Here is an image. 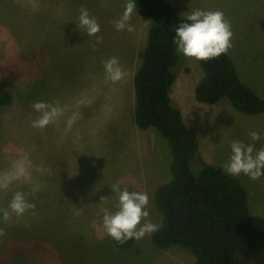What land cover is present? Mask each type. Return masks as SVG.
<instances>
[{
    "label": "rangeland",
    "instance_id": "374dc122",
    "mask_svg": "<svg viewBox=\"0 0 264 264\" xmlns=\"http://www.w3.org/2000/svg\"><path fill=\"white\" fill-rule=\"evenodd\" d=\"M182 15L196 9L219 10L231 25L234 57L243 80L264 96V0H167ZM128 0H0V209L20 191L35 204V215L5 222L0 214V264H194L179 246L160 249L156 232L118 248L102 227V208L118 210L117 184L147 193L149 216L141 225H162L156 189L167 181L172 151L167 140L136 122L134 77L142 64L149 22L135 5L133 30L117 31ZM87 8L100 31L79 29L80 9ZM97 37L100 42L97 43ZM180 54L173 99L196 134L205 161L220 167L231 144L264 147V112L247 114L227 98L199 102L195 88L204 76L199 61ZM116 57L125 71L106 81L103 61ZM238 59L240 62H236ZM64 109L55 123L32 127L40 115L34 102ZM261 139L252 141L250 132ZM26 161L30 179H16L14 164ZM224 170V169H223ZM248 190L255 223L264 229V176H236ZM101 198H104L101 201ZM234 255V254H233ZM232 264H255L235 253Z\"/></svg>",
    "mask_w": 264,
    "mask_h": 264
},
{
    "label": "trees",
    "instance_id": "16d2710c",
    "mask_svg": "<svg viewBox=\"0 0 264 264\" xmlns=\"http://www.w3.org/2000/svg\"><path fill=\"white\" fill-rule=\"evenodd\" d=\"M135 5L149 22L143 61L134 77L136 122L167 140L173 156L167 181L155 191L163 218L152 242L160 249L187 250L194 264H232L234 253L264 264V229L253 219L246 186L203 159L199 140L172 96L180 63L174 39L187 16L166 0H135ZM199 63L204 71L195 88L199 102L227 98L240 112H264V96L243 80L229 51ZM8 98L0 95L2 102ZM135 241L113 243L129 249Z\"/></svg>",
    "mask_w": 264,
    "mask_h": 264
},
{
    "label": "clouds",
    "instance_id": "9594fccd",
    "mask_svg": "<svg viewBox=\"0 0 264 264\" xmlns=\"http://www.w3.org/2000/svg\"><path fill=\"white\" fill-rule=\"evenodd\" d=\"M136 12L135 0H128L125 10L120 19L114 21L117 31H132L129 23L133 12ZM187 22H182L176 29L174 39L177 51L187 58L197 61H207L226 54L232 47L231 25L226 20L224 13L219 10L196 9L186 17ZM78 28L84 29L88 36H96L100 31V25L96 19L90 17L87 8L81 7ZM100 37H97V43ZM106 81L117 83L125 77V71L119 63L118 58L110 57L103 61ZM59 101L54 104L48 102H34L32 108L40 113L38 118L32 121V127L44 129L51 123H55L63 115L64 109L59 107ZM252 141H258L261 136L258 132L249 133ZM224 171L233 176L246 175L251 180H258L264 176V147L254 149L253 144H245L241 141H233L231 144V155L229 160L222 165ZM15 174L6 178L2 187L6 188L13 180L24 178L30 179L26 171V161L18 160L14 164ZM118 197V210L110 212L102 208V227L113 240L124 243L130 239H143L145 235L158 230L159 225L146 222L141 225V220L149 216L147 206L149 198L147 193L128 191L121 189L119 185L111 186ZM104 198H101L103 201ZM35 204L26 200L24 194L17 191L13 194L8 208L0 209V214L5 222L12 218L23 216L25 212H34Z\"/></svg>",
    "mask_w": 264,
    "mask_h": 264
},
{
    "label": "crops",
    "instance_id": "0c3cea01",
    "mask_svg": "<svg viewBox=\"0 0 264 264\" xmlns=\"http://www.w3.org/2000/svg\"><path fill=\"white\" fill-rule=\"evenodd\" d=\"M167 1V0H166ZM169 2V1H168ZM175 8H176V6H175ZM186 16V15H185ZM231 54V53H230ZM232 56V55H231ZM232 59L234 60V57H232ZM237 61L236 62H240L238 59H236ZM239 71V70H238ZM239 73H241V72H239ZM262 124H264V120H262ZM234 255H235V253H234ZM233 255V256H234Z\"/></svg>",
    "mask_w": 264,
    "mask_h": 264
}]
</instances>
